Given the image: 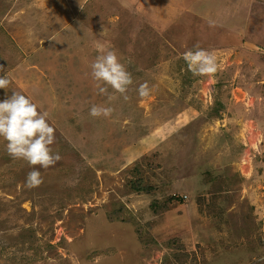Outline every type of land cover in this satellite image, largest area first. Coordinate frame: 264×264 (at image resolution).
I'll use <instances>...</instances> for the list:
<instances>
[{
	"label": "rangeland",
	"instance_id": "obj_1",
	"mask_svg": "<svg viewBox=\"0 0 264 264\" xmlns=\"http://www.w3.org/2000/svg\"><path fill=\"white\" fill-rule=\"evenodd\" d=\"M98 44L132 74L130 100L99 93ZM197 45L216 53L211 77L183 59ZM0 65L12 81L0 101L47 95L33 102L52 103L62 157L34 169L0 137V264H179L169 242L185 231L197 264H264V0H0ZM145 81L155 91L141 98ZM93 105L115 112L93 118ZM140 168L159 199H183V214L152 213L155 197L132 188ZM32 170L44 184L30 189ZM122 206L133 224L109 220ZM156 221L145 247L138 230ZM202 240L218 252L203 257Z\"/></svg>",
	"mask_w": 264,
	"mask_h": 264
},
{
	"label": "clouds",
	"instance_id": "obj_2",
	"mask_svg": "<svg viewBox=\"0 0 264 264\" xmlns=\"http://www.w3.org/2000/svg\"><path fill=\"white\" fill-rule=\"evenodd\" d=\"M97 48L101 54L91 64V74L97 82L99 93L107 96L109 104L118 98L115 93L124 101L130 100L128 92L134 83L132 74L115 51L105 50L99 44ZM183 59L194 76L211 77L221 69L216 53L198 45L195 50L184 52ZM11 83L9 71L6 72L0 65V89L7 92ZM109 88L112 93H109ZM154 91L155 86H150L146 81L137 89L141 98L150 97ZM114 112L115 108L111 106L93 105L89 115L93 118L108 119ZM48 115L47 111L38 110L37 104L20 92L13 91L10 97L0 101V137L7 141L6 150L13 159L23 160L34 169L36 166L48 169L62 159L51 147L56 140V130L49 124ZM25 184L30 189L43 185L41 172L30 171Z\"/></svg>",
	"mask_w": 264,
	"mask_h": 264
},
{
	"label": "trees",
	"instance_id": "obj_3",
	"mask_svg": "<svg viewBox=\"0 0 264 264\" xmlns=\"http://www.w3.org/2000/svg\"><path fill=\"white\" fill-rule=\"evenodd\" d=\"M262 88L264 89V86H262ZM47 95H43V94H38L35 95L33 98H31V100H35L36 102L39 100H44L46 99ZM37 98V99H36ZM52 103L46 104L44 106V110L48 111L49 108L51 107ZM220 108L223 109L225 108L224 106L222 107L220 105ZM220 109V110H221ZM39 110V109H38ZM77 110H74V112ZM67 132H68V128ZM64 137H67L66 134L64 133ZM70 142V141H69ZM141 172H139V177L137 179V181H135L133 183V190L140 192V193H146L149 196H154L155 199L153 201V203L151 204L150 208L153 214H155L158 218H163L165 215H169V216H173L175 214H183L182 210H180V208L184 209V201L182 198L175 196V194L172 196L169 192V189L165 190L163 189L162 191H160L159 193L164 195V198L159 199L158 198V188L155 185H152L151 183H149L147 181V178L145 177V170L143 168H140ZM138 169H136L135 173L138 174ZM244 178L242 177L241 180H243ZM237 180V179H234ZM168 182L171 183L170 179L167 180ZM204 183L206 186H210V187H214L217 183L218 180L217 179H213L212 174H209L206 177V181L202 182ZM215 184V185H214ZM196 203L194 204V206H198V207H203V205L201 204L200 200L195 201ZM214 206H216V202L213 204ZM193 208V204L189 206V209L191 210ZM208 211V214L211 215L213 213H215L216 211L213 212V208H211V206H208V208L206 209ZM125 208L122 206L120 210H117L116 212L109 214V220L113 223L116 221H123V222H127L128 224H133V217L132 216H125ZM202 223L201 221H198V224ZM148 226L151 228L150 232L146 234H144L142 231L138 230V238H139V242L144 245L145 247H151V245H156V239H155V235H157L159 233L158 231V222H151L148 223ZM157 227V228H156ZM186 234V231L181 233V235L170 241L169 242V246L171 249L177 250L178 253L173 255V259L177 260V262L179 264H189L190 261L194 262L195 264L198 263V259L194 258L191 259V253L189 252L185 241H184V235ZM204 242V245H198L197 247V252L199 250V253L205 257L208 254H216L218 252L217 249V244L212 242V241H207V240H202ZM209 250V251H207ZM193 254H195L194 252H192ZM165 264H170L169 259L166 261Z\"/></svg>",
	"mask_w": 264,
	"mask_h": 264
},
{
	"label": "built area",
	"instance_id": "obj_4",
	"mask_svg": "<svg viewBox=\"0 0 264 264\" xmlns=\"http://www.w3.org/2000/svg\"><path fill=\"white\" fill-rule=\"evenodd\" d=\"M184 199H185V200H187V199H188V197H187V196H185V197H184Z\"/></svg>",
	"mask_w": 264,
	"mask_h": 264
},
{
	"label": "bare ground",
	"instance_id": "obj_5",
	"mask_svg": "<svg viewBox=\"0 0 264 264\" xmlns=\"http://www.w3.org/2000/svg\"><path fill=\"white\" fill-rule=\"evenodd\" d=\"M221 42H223V41L221 40Z\"/></svg>",
	"mask_w": 264,
	"mask_h": 264
}]
</instances>
